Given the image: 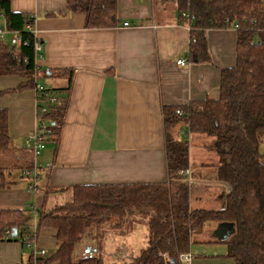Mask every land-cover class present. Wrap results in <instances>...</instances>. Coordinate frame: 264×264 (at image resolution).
Instances as JSON below:
<instances>
[{"label": "crops", "instance_id": "1", "mask_svg": "<svg viewBox=\"0 0 264 264\" xmlns=\"http://www.w3.org/2000/svg\"><path fill=\"white\" fill-rule=\"evenodd\" d=\"M10 7L13 12L35 16L34 36L41 42L35 64L40 77L45 70L71 69L74 73L58 140L45 142L37 158L33 189H29L32 178L27 181L21 175L33 174L25 141L37 127L34 90L0 97L13 147L0 152L9 155V161L0 156V167L9 177L19 170L17 177L22 181L18 184L12 179L10 188L0 190V209H27L36 225L39 210L71 203L75 186L165 183L162 108L218 98L220 70L235 65L236 29L207 30L209 60L193 63L188 57V22L179 20L174 0H117L119 25L109 29H85L81 13L48 15L63 12L66 0H10ZM179 59L187 64L177 65ZM19 82L17 77H0V90L14 88ZM42 82L54 89L66 85L64 78ZM180 124L176 134L183 133L187 140L192 174L189 209L218 210L228 187L218 179V159L208 148L212 139L188 133ZM129 224L121 230H106L100 241L85 235L72 257L82 251L100 255L105 263H129L147 240L145 220ZM218 225L192 235L190 251L197 252V257L188 264H233L224 257L223 243L220 251L209 246L221 243L214 235ZM51 231H42L37 238L43 245L53 244L55 251V232ZM87 241L95 242L94 249ZM25 257L18 242H0V264H25Z\"/></svg>", "mask_w": 264, "mask_h": 264}, {"label": "trees", "instance_id": "2", "mask_svg": "<svg viewBox=\"0 0 264 264\" xmlns=\"http://www.w3.org/2000/svg\"><path fill=\"white\" fill-rule=\"evenodd\" d=\"M174 3L179 20L188 22V57L193 63L209 60L207 30L236 29L235 65L220 70L218 98L181 107L163 106L165 183L75 186L71 203L49 211L39 210L36 238L42 228L53 230L56 249L38 264H185L179 262V256L191 252L192 235L213 224L233 227L229 237L221 241L226 248L225 258L233 264H264V152L260 150L264 145V1L174 0ZM116 11L117 0H66L63 12L48 15L81 13L85 29H109L119 25ZM28 17L29 14L13 12L10 0H0V28L6 35L5 40L0 39V77L20 80L14 88L0 90V97L41 85V96L47 93L57 99L45 103L42 124L47 125L50 135L44 142L52 138L56 141L74 72L45 70L41 77H36L40 70L35 64L34 34L25 29L27 22L33 24L32 18L27 21ZM12 34L21 42L18 47L9 43ZM49 78H64L66 85L58 89L47 87L42 79ZM177 110L181 113L176 114ZM180 123L188 133L212 139L208 148L218 159V179L228 187L218 210L189 209L192 174L184 173L189 170L188 143L175 139L171 133ZM12 149L7 110L0 108V152ZM14 182L6 169L0 167V190L10 188ZM32 215L27 209H0V242H18L31 226ZM131 219L145 220L147 230L146 245L132 262L105 263L100 255L87 254L73 262L75 246L86 234L93 233L100 241L106 230H121ZM13 229L17 230V237H7L6 231Z\"/></svg>", "mask_w": 264, "mask_h": 264}, {"label": "built area", "instance_id": "3", "mask_svg": "<svg viewBox=\"0 0 264 264\" xmlns=\"http://www.w3.org/2000/svg\"><path fill=\"white\" fill-rule=\"evenodd\" d=\"M32 18L33 22L35 19V16L29 15L27 21ZM123 26H128V23H124ZM25 29L32 34H34V29H33V24L27 22L25 24ZM5 31L4 29L0 28V39L5 40ZM10 45L14 47H18L21 42L16 34H12L10 39H9ZM41 48L40 41L34 36V50L36 51V56H39V51ZM176 64L183 67L184 65L187 64V61L185 59H179L176 61ZM40 73H37L36 77L40 76ZM43 91V87L39 84L35 85L34 88V93H35V105L37 109V127L31 133L26 141V149L31 153V160L33 162V174L31 173H26L29 177L32 178V181L30 180L29 183V189H33V187L36 185V179H37V170L39 169L37 167V158L40 154V152L43 150L44 147V141L47 136L50 135V130L47 128L46 124H42V116L45 113V103H54L57 102V99L54 97H51L47 93H43L42 96L40 95V92ZM181 112L179 110L176 111V114H180ZM183 172H181L182 174ZM186 175H189V170H186L184 172ZM36 225L30 226L29 228H26V232L22 234L18 238V243L20 245H26L28 248H31L32 251L30 255L28 256L27 260L25 261V264H38L39 260L44 258L47 255V251L44 249H37V242H36ZM11 235V232L6 231V236L9 237ZM93 243V241H91ZM194 253V254H193ZM188 252L186 254H182L179 256V262L188 264L190 263L196 256L197 252ZM196 253V254H195Z\"/></svg>", "mask_w": 264, "mask_h": 264}, {"label": "rangeland", "instance_id": "4", "mask_svg": "<svg viewBox=\"0 0 264 264\" xmlns=\"http://www.w3.org/2000/svg\"><path fill=\"white\" fill-rule=\"evenodd\" d=\"M181 125V124H180ZM180 125H176L174 128H173V132H172V135L176 138V139H178V140H180V141H182V140H184L185 139V136H184V134L183 133H177L176 134V132H177V128L180 126ZM181 128H183V126H181ZM175 133V134H174ZM45 145V144H44ZM260 150H261V152H263L264 151V146H262L261 145V147H260ZM2 153H0V156H2V158L3 157H5L6 158V160L7 161H9L8 159H9V155L6 153V154H2ZM0 161H1V159H0ZM2 163V162H1ZM1 165V164H0ZM18 171L19 170H15V172L9 177V179H14L15 180V182L16 183H21L22 181L17 177V175H18ZM31 174H32V172H30ZM19 176V175H18ZM21 176H24V179L25 180H28L29 178H28V176L27 175H24V173L22 172V175ZM20 176V177H21ZM12 177V178H11ZM17 178V179H16ZM211 205V207L213 206V204H210ZM34 220L35 219H33V218H31V220H30V225L31 226H33L34 225ZM136 220H139V219H135V221ZM32 222H33V224H32ZM132 222H134V220L133 219H131V221H130V223H132ZM136 223H141V221H137ZM130 226H134V223L133 224H129ZM136 227V226H135ZM226 230H227V228L226 229H224L223 231H221V230H217V232H218V237H217V239H219L220 241L222 240V239H224V237L225 236H227V233H226ZM52 232L51 230H49V229H46V228H42V229H40V231H39V233L41 234V232ZM139 233H141V231L139 232ZM87 236H85V238L87 237V239H92V238H94V234L93 233H88V234H86ZM102 237V236H101ZM136 239H140V236L139 235H136ZM95 244V242L94 243H92V242H89V241H87L86 242V245H88V246H90V248H93L92 246ZM41 245H43L42 243H41V240L40 239H38L37 238V249H39V248H43V249H45L46 251H47V256L49 255H51L52 253H53V251H54V245L52 244H44L43 246L45 247H43V246H41ZM209 246H217V248H218V251H220L221 249H222V247L224 246L222 243H217V244H213V245H209ZM22 247H23V249H24V251L26 252V257L25 258H27V256H29L30 255V253H31V251H32V249L31 248H28L26 245H22ZM88 248V247H87ZM94 249V248H93ZM200 249V248H199ZM79 251V250H78ZM89 253L90 254H92L91 252V249H89ZM195 251V250H194ZM84 252H82V251H79V253H78V255L79 256H77V257H71V259L73 260V262H75L76 260H78L79 258H81V257H83L84 256ZM194 254V253H193ZM196 254V253H195ZM95 256H97V255H95ZM101 257V256H100ZM130 260L128 259V262H129ZM130 262H132V260L130 261Z\"/></svg>", "mask_w": 264, "mask_h": 264}, {"label": "water", "instance_id": "5", "mask_svg": "<svg viewBox=\"0 0 264 264\" xmlns=\"http://www.w3.org/2000/svg\"><path fill=\"white\" fill-rule=\"evenodd\" d=\"M226 228H227V230H226L227 236H225L224 239H222L221 241H224V240H226L229 237V235L232 233L233 227L231 225H228V224H219L218 225L217 230L223 231ZM229 228H231V229H229ZM214 235L216 237H218V232L216 231L214 233ZM10 237L11 238H16L17 237V230L16 229H13L12 230Z\"/></svg>", "mask_w": 264, "mask_h": 264}, {"label": "bare ground", "instance_id": "6", "mask_svg": "<svg viewBox=\"0 0 264 264\" xmlns=\"http://www.w3.org/2000/svg\"><path fill=\"white\" fill-rule=\"evenodd\" d=\"M36 75H37V74H36ZM37 77H38V76H37ZM39 77H40V76H39ZM39 77H38V78H39Z\"/></svg>", "mask_w": 264, "mask_h": 264}]
</instances>
